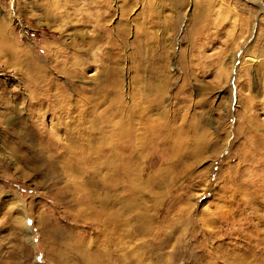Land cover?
Wrapping results in <instances>:
<instances>
[{"label":"rangeland","instance_id":"obj_1","mask_svg":"<svg viewBox=\"0 0 264 264\" xmlns=\"http://www.w3.org/2000/svg\"><path fill=\"white\" fill-rule=\"evenodd\" d=\"M101 126L136 135L109 164ZM0 264H264V0H0Z\"/></svg>","mask_w":264,"mask_h":264},{"label":"bare ground","instance_id":"obj_2","mask_svg":"<svg viewBox=\"0 0 264 264\" xmlns=\"http://www.w3.org/2000/svg\"><path fill=\"white\" fill-rule=\"evenodd\" d=\"M97 36V35H96ZM101 36H99L100 38ZM98 39V38H97ZM62 42V41H61ZM66 45V43H65ZM71 45V44H70ZM50 48V51L52 53H59L57 56L59 55H62L63 51L61 50V48L56 44V45H51L49 46ZM74 48V47H72ZM78 50V48H75V50ZM60 58V57H59ZM56 59V58H55ZM54 59V60H55ZM28 65V64H27ZM29 70H30V73H31V79H33V81L31 80V85L32 87H30L29 89V93H28V96L32 99V98H35L36 101L33 102L34 105H38L39 103V99H43L44 98V95H48L49 97L51 96L52 99H49L48 100L50 102H56L58 100V97H62L63 96V89H59L57 91V93L55 94H49V91L50 89L52 88V86L50 85L49 82H45V83H42L43 80H41L40 78L46 76L48 74L47 70H45L44 68H42L39 64L36 63V61H32V63L30 64L29 66ZM43 79V78H42ZM54 88H56L57 90V87L54 86ZM67 97V96H66ZM62 100V99H61ZM57 105V104H56ZM49 107H50V103H49ZM50 109V108H49ZM49 109H45V111L49 110ZM62 113H60V116H61ZM67 116L66 117H70L71 119V114L69 113H66ZM98 116V115H97ZM86 117V116H85ZM85 121L87 120H82L79 124V126L75 129H70V128H65L64 130H66V139H67V143L65 145L63 144H60L59 141H58V138L56 137V135L52 134V136L49 138V143L52 144L51 147L52 149L55 148V150H64L68 153H76V152H79L78 153V157L74 160V163L71 164V166L73 167L74 165H80L81 163L84 165L85 161L87 160V149L90 147L88 146L89 144V141H88V137H89V134L86 135L87 133V128H86V125H85ZM126 122V121H125ZM69 123V121L67 122H62V124L64 126H66V124ZM124 123V122H123ZM132 124V123H131ZM131 124L128 123V126L131 127ZM151 124V123H150ZM127 125V124H125ZM69 126V125H68ZM121 126V125H120ZM67 127V126H66ZM70 127V126H69ZM117 128V127H116ZM112 128V129H105L104 127H100V128H97L95 129L97 132H96V135L94 137V140L95 143L93 144V148H94V151H95V154H98V159H102L103 161H106V158L108 159V164L110 163V161H117L116 159H120L119 156H118V150L119 148L123 147L127 145L132 141V138L134 139L136 137L133 136H128L126 135L128 138H127V141L126 140H123L121 142H123L122 145H120L118 142L119 140L122 139V137L124 135H121L119 132H118V128ZM124 127H121V132L125 131L126 129H122ZM126 128V127H125ZM133 128V127H132ZM158 133L157 135H159L158 137L160 138L161 136H163V131L161 129V127L159 126L158 127ZM62 129V128H60ZM144 129V128H143ZM153 129V128H152ZM51 130V129H50ZM90 129H88L89 131ZM95 130H93L95 132ZM129 130V129H128ZM132 130V129H131ZM134 130V129H133ZM140 130V129H139ZM146 130L148 133L151 131V128L149 126L148 130L147 129H144ZM55 131V130H54ZM145 131V133L147 134V132ZM56 132V131H55ZM54 132V133H55ZM92 132V130L90 131ZM127 132V131H126ZM125 133V132H124ZM134 132H132L133 134ZM144 133V134H145ZM152 133V132H151ZM162 133V134H161ZM94 134V133H93ZM139 134V133H138ZM145 134V135H146ZM91 136V135H90ZM126 138V137H125ZM146 137L144 136L143 139H145ZM124 139V138H123ZM60 140V139H59ZM63 140V139H61ZM136 141V140H135ZM62 142V141H61ZM132 143V142H131ZM130 143V144H131ZM49 145V144H48ZM49 147V146H48ZM126 148V147H125ZM138 148V147H137ZM89 150V149H88ZM117 150V151H116ZM58 153V152H57ZM62 153V152H61ZM54 154V153H53ZM60 154V153H59ZM76 155V154H75ZM128 154H126L127 156ZM132 154H130L131 156ZM57 156V155H56ZM63 157V156H62ZM69 157V156H68ZM65 158V157H64ZM67 159V158H66ZM102 161V162H103ZM76 162V163H75ZM116 163V162H115ZM117 164V163H116ZM75 166V167H76ZM111 167V166H109ZM118 167V166H117ZM83 170L85 169L84 166L82 167ZM114 169V168H113ZM79 173V172H78ZM86 173H87V176H85V178L88 180L92 179L93 183L95 184H99V185H104L102 183V179H99L98 181V177H97V173H95L94 171H87L86 170ZM85 173V174H86ZM129 173V172H128ZM81 174V172H80ZM105 175V174H104ZM114 176V174H112ZM112 175H111V178L108 177L106 179H110L111 182L109 183V187H110V190L115 191V189H118L117 188V184L118 182L116 181V179H114L112 181ZM101 176V175H100ZM107 176V175H106ZM117 176V175H116ZM104 177V176H103ZM102 177V178H103ZM118 178V177H117ZM86 180V181H87ZM84 184V183H83ZM89 184V183H88ZM87 184V185H88ZM96 186V185H94ZM83 189V188H82ZM99 196V195H98ZM108 200V199H107ZM106 200V201H107ZM109 203L111 204V202H113V204L116 203L117 201V195L116 196H113V197H109ZM107 201V202H108ZM101 203V202H100ZM103 205V204H102ZM119 215V214H118ZM117 215V212L114 210V208H107V207H104V206H101V213L99 215V222L100 224L102 225L103 229L105 230V233H107L108 231L111 232V230L113 229L114 232H116V227L118 225L117 223V219L119 218V216ZM118 216V217H117ZM128 218V217H127ZM126 218V219H127ZM132 219V218H131ZM21 220V219H20ZM22 220H23V217H22ZM19 221V220H17ZM20 222V221H19ZM127 222H130V221H127ZM23 223V221H22ZM120 225V224H119ZM129 225V224H128ZM24 226L28 228V226L26 225V221H24ZM29 231V230H28ZM127 235H131V233L127 232ZM31 238V237H30ZM31 241V240H30ZM115 244V243H114ZM105 249L102 252H104ZM87 259L89 260L90 257L88 256ZM87 262V261H86Z\"/></svg>","mask_w":264,"mask_h":264}]
</instances>
